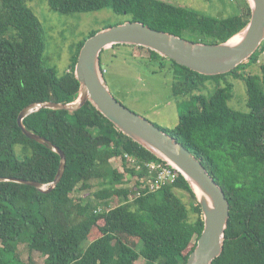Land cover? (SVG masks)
<instances>
[{"label":"trees","instance_id":"16d2710c","mask_svg":"<svg viewBox=\"0 0 264 264\" xmlns=\"http://www.w3.org/2000/svg\"><path fill=\"white\" fill-rule=\"evenodd\" d=\"M46 1L61 14L111 9L128 21L206 44L227 42L251 15L245 0L240 6L232 2L234 11L228 16L162 0ZM27 2L0 0V264H23L22 244L40 253L44 264H138L140 259L145 264H187L204 221L183 175L120 132L90 102L73 112L41 109L23 120L29 132L52 146L23 132L19 117L30 105L69 104L78 98L77 58L85 41L99 31L78 41L70 66L61 73L46 65L44 28ZM111 26L115 24L106 28ZM121 46L145 49L161 69L168 66L181 114L174 128H160L203 163L230 203L224 250L213 264H264V62L258 66L264 42L249 60L217 76L201 75L144 47L112 48ZM237 80L246 87L247 112L229 104ZM55 147L65 154L66 168L60 183L46 192L60 168ZM115 158L121 159L123 170L113 167ZM152 162L177 178L154 191L140 180L132 189L124 187L128 176L138 175V166L140 179L148 176L146 166ZM94 188L92 196L77 195ZM183 193L189 195L188 203Z\"/></svg>","mask_w":264,"mask_h":264},{"label":"water","instance_id":"95a60500","mask_svg":"<svg viewBox=\"0 0 264 264\" xmlns=\"http://www.w3.org/2000/svg\"><path fill=\"white\" fill-rule=\"evenodd\" d=\"M248 3L250 20L239 33L242 38L237 43H231L235 36L220 44L193 42L155 30L141 22L126 21L104 28L89 37L79 52L75 65V76L80 83L78 98L69 104H32L19 117V125L29 138L52 146L45 138L29 132L23 120L41 109L73 112L90 102L120 132L183 175L196 195L204 221L202 234L187 264H213L214 260L222 255L230 219V203L220 184L190 150L114 97L104 78L101 54L114 45L139 46L157 52L162 57L201 75L217 76L229 73L249 60L264 42V0H248ZM54 150L61 156V163L54 182L46 192H51L60 183L66 168L65 154L57 147ZM11 180L34 185L42 190L41 185L36 182Z\"/></svg>","mask_w":264,"mask_h":264},{"label":"rangeland","instance_id":"374dc122","mask_svg":"<svg viewBox=\"0 0 264 264\" xmlns=\"http://www.w3.org/2000/svg\"><path fill=\"white\" fill-rule=\"evenodd\" d=\"M173 5L186 7L208 15H226L234 11L233 3L240 6L241 0H166ZM248 3V0H245ZM233 2V3H232ZM28 6L40 19L45 34L46 51L45 61L49 67H55L63 73L70 66L71 56L78 41L91 30H102L108 24H120L128 21L129 17L117 15L111 9L94 13L61 14L50 9L46 0H31ZM264 62L261 55L259 64ZM160 62L151 59L145 49L133 47L109 48L102 55V65L106 70L104 78L114 95L123 105L133 112L147 118L162 128H174L180 119L181 99L174 95V77L168 66L160 68ZM257 68L252 69L256 72ZM169 73V74H167ZM234 109L247 112V92L243 81L237 80L234 88V98L229 103ZM115 169L123 170L120 158L111 161ZM138 175L128 176L124 186L132 189L140 180ZM165 174H170L165 169ZM152 186L151 176L144 178ZM108 186V185H107ZM97 188L80 192V197L92 196ZM188 203L189 195L183 193ZM101 224L103 222H100ZM97 230H93L92 238H96ZM92 240V239H91ZM20 260L23 264H44L45 258L38 252H30L25 245L19 246ZM138 264H145L140 259Z\"/></svg>","mask_w":264,"mask_h":264},{"label":"built area","instance_id":"2783aa9c","mask_svg":"<svg viewBox=\"0 0 264 264\" xmlns=\"http://www.w3.org/2000/svg\"><path fill=\"white\" fill-rule=\"evenodd\" d=\"M106 72V70H104V73ZM131 159V158H130ZM130 163H131V160H130ZM134 163V160H132V163H131V166H132V164ZM167 165L168 166H170L168 163H167ZM147 169H148V171H149V175L148 176H151V177H153L154 178V180H152V186H151V184L149 183V182H145V180H144V178L146 177V176H144L143 178H141L140 179V181L142 182V183H149V185H150V189L151 190H157V189H159L162 185H164V184H166V183H168V182H173L176 178H177V174L176 173H173L169 168H167V167H165V166H163L162 164H157V163H154V162H152V163H149V164H147ZM170 167H172V166H170ZM173 168V167H172ZM136 169H140V173H141V167L140 166H138V167H136ZM165 169H168L169 171H170V174L168 175V174H165L164 173V171H165ZM174 169V168H173ZM157 170H159V172H158V175H157V177H155L153 174L157 171ZM176 170V169H175ZM177 171V170H176ZM178 172V171H177ZM179 173V172H178ZM135 176V175H134ZM133 176V177H134ZM133 177H131V178H133ZM140 177V176H139ZM139 181V180H138ZM136 184V183H135ZM124 187H126V186H124ZM127 188V187H126ZM134 188V187H133Z\"/></svg>","mask_w":264,"mask_h":264},{"label":"bare ground","instance_id":"6f19581e","mask_svg":"<svg viewBox=\"0 0 264 264\" xmlns=\"http://www.w3.org/2000/svg\"><path fill=\"white\" fill-rule=\"evenodd\" d=\"M241 38H242V34H238L232 39L231 43H237V42H239L241 40Z\"/></svg>","mask_w":264,"mask_h":264},{"label":"crops","instance_id":"0c3cea01","mask_svg":"<svg viewBox=\"0 0 264 264\" xmlns=\"http://www.w3.org/2000/svg\"><path fill=\"white\" fill-rule=\"evenodd\" d=\"M162 1L168 2V1H166V0H162ZM168 3H170V2H168ZM171 4H173V3H171Z\"/></svg>","mask_w":264,"mask_h":264},{"label":"clouds","instance_id":"9594fccd","mask_svg":"<svg viewBox=\"0 0 264 264\" xmlns=\"http://www.w3.org/2000/svg\"><path fill=\"white\" fill-rule=\"evenodd\" d=\"M103 73H104V71H103ZM105 73H106V72H105ZM105 73H104V74H105Z\"/></svg>","mask_w":264,"mask_h":264}]
</instances>
